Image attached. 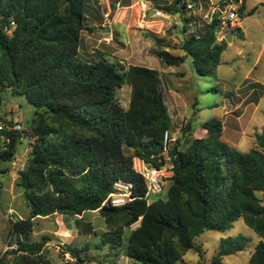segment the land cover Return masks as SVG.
Returning a JSON list of instances; mask_svg holds the SVG:
<instances>
[{"label":"trees","instance_id":"16d2710c","mask_svg":"<svg viewBox=\"0 0 264 264\" xmlns=\"http://www.w3.org/2000/svg\"><path fill=\"white\" fill-rule=\"evenodd\" d=\"M189 1L194 2L176 0L166 13L192 9ZM245 1L241 17L257 10L246 12ZM89 5L90 0H0V105L2 95L11 92L35 108L33 125L24 131L33 141L19 183L30 215L12 222L13 249L0 256V264H54L46 246L61 242L54 234L31 240L34 219L71 216L77 230L91 233L85 214L95 211L111 223L122 220L103 235L98 249L107 246L114 256L123 251L135 264L182 261L191 250L201 252L197 237L206 231L224 233L239 219L261 239L249 264H264V201L258 195L264 194V135L256 136V148L243 153L223 140L221 120L203 123L206 136L186 150L179 149V139L175 142L173 177L162 193L148 196L134 159L157 168L165 164L163 139L172 117L161 73L134 65L126 70L106 56L81 61L82 33L93 31L87 26ZM218 34L214 17L204 33L184 40L185 56L171 53L160 40L156 56L170 67H180L190 56L196 73L211 77L227 45ZM126 84L132 88L127 109L117 100ZM21 139L19 131L0 130V162L15 159ZM120 182L130 186L132 200L102 207ZM249 242L242 235L223 239L217 261L243 251ZM65 248L79 264L85 262L87 247Z\"/></svg>","mask_w":264,"mask_h":264},{"label":"rangeland","instance_id":"374dc122","mask_svg":"<svg viewBox=\"0 0 264 264\" xmlns=\"http://www.w3.org/2000/svg\"><path fill=\"white\" fill-rule=\"evenodd\" d=\"M120 1L122 5H126L127 0ZM175 1L158 0L153 4L163 14L169 15L165 7L174 5ZM90 2L98 5V0ZM130 3L134 5L132 9L125 13L120 11L122 15L118 20L112 44L105 43L100 30L96 35H90L91 31L84 32L85 39L90 37L95 53L90 54L93 57L90 60L86 59L84 53L79 59L92 63L106 56L110 61L121 64L126 70L134 65L159 71L172 117L170 131L173 133V139L180 140V150H186L194 139L206 136L201 125L212 119L223 122L225 139L237 144L236 149L239 151L247 153L256 148V136L264 135V0H248L247 4L251 10L256 7L259 10L255 15L251 17L246 15L240 20L245 40L241 38L244 37L241 31L231 29L234 31L235 40L231 43L226 42L228 48L221 57V64L211 77L199 76L190 56L180 67H170L156 56V51L159 50L156 43L159 40L165 47H169L173 54L183 56L181 47L184 40L190 36V32L203 33L209 25V19L205 16L210 13L212 16L211 2H202L203 10L200 12L188 9L182 14H170L169 17H150L148 20L154 24L144 26L140 21L137 0H130ZM217 3L219 0H214L215 6ZM190 23H194L193 26H189ZM184 27L188 29L187 34ZM256 82L259 84L253 87ZM131 93L132 88L129 84L117 91V100L126 109L130 105ZM2 99L0 127L7 129L13 127L16 122L21 124L22 130L19 132L22 139L16 147L15 159L12 162H0V172L6 171L4 174L0 173V256L13 249L10 247L12 222L17 218L26 219L30 215L24 190L19 183L33 141L24 131L35 113V108L23 96L5 92ZM229 112L232 114L228 116ZM174 145L175 142H172L171 148ZM258 195L264 201V194ZM34 221L31 240L36 241L43 235L54 234L61 242L60 244L52 242L46 246L54 264H79L77 260L72 263L66 259L64 251L66 252L67 244L87 247L82 256L85 262L81 264H135L123 251L119 256H114L107 246L103 250L98 249L103 235L122 225L120 218L114 219L111 223V220L108 221L99 211L86 213L85 221L91 224V233L77 230L75 218L71 216L56 214L48 218H36ZM138 225L139 223L135 224L132 229ZM240 235L250 239L245 249L217 261L222 240ZM128 236V233L124 235V247L128 244ZM260 240L256 232L243 219H239L224 233L204 232L195 240L201 252L191 250L182 261L175 264H249Z\"/></svg>","mask_w":264,"mask_h":264},{"label":"built area","instance_id":"2783aa9c","mask_svg":"<svg viewBox=\"0 0 264 264\" xmlns=\"http://www.w3.org/2000/svg\"><path fill=\"white\" fill-rule=\"evenodd\" d=\"M99 5H106V12L103 13V28L106 30L104 41L107 45H110L115 40V23L113 17V11H119L123 7L120 2L115 0H98ZM146 1H142L140 6L144 13L151 9L147 5ZM192 8V6H189ZM219 14L218 17L216 15ZM156 17H166L161 11H155ZM211 13L206 16V19H209V22L212 23L214 17L219 19V35L220 41L225 40L226 32L229 29L237 28L238 23L240 22V16L238 10L234 6L226 8L225 12H220L218 7H216ZM3 127H0L2 130ZM10 131H21V124L17 123L13 127L8 128ZM173 133L168 130L164 134V141L162 147V155L164 157L165 164L160 168L150 166L144 160L135 158L134 167L138 173H140L146 180L148 186V196L152 194L162 193L164 190V185L173 177V159L170 155L171 146L170 144L176 142V139H173ZM132 200L130 186L124 183L116 184V191L111 193L107 199L102 204V207L112 206V207H122ZM66 259L72 263L76 262V258L73 257L70 253H64Z\"/></svg>","mask_w":264,"mask_h":264},{"label":"crops","instance_id":"0c3cea01","mask_svg":"<svg viewBox=\"0 0 264 264\" xmlns=\"http://www.w3.org/2000/svg\"><path fill=\"white\" fill-rule=\"evenodd\" d=\"M115 1H117V2H120L121 3V1L120 0H115ZM142 1H146V3H148L147 5L149 6V7H151V9L150 10H148L146 13H144L143 12V10L141 9V6H140V4H141V2ZM194 2H191V1H189L188 2V7L189 6H192V9L193 10H195V11H198V12H200V11H202L203 10V6H202V2H206V1H209V2H211L212 3V6H211V9H212V11L216 8V7H219V3H221L223 0H219V3H217L216 4V6L214 5V0H193ZM226 1V0H225ZM224 1V2H225ZM158 2V0H137V6H138V11H139V17H140V21H141V24H142V26H144V25H149V24H154L153 22H150L149 20H148V18H150V17H156L155 16V11L156 10H158V11H161V10H159V9H157L156 7H155V5L153 4V3H157ZM243 2H244V0H239V4L238 5H233L237 10H238V14H239V16H240V12H239V7H241V5L243 4ZM223 3V2H222ZM221 3V4H222ZM248 0H246L245 1V6H246V12H248V11H250L251 9L248 7ZM99 5V4H98ZM98 5L96 4V3H91L90 2V5H89V8H88V10H87V13H86V17H87V26L89 27V28H92L93 29V31H91L92 32V34H90V35H96V34H98V32H99V30H100V33H103V36L105 37V34H106V30L103 28V13L104 12H106V10H107V8H106V5H101L102 7H98ZM121 5H122V3H121ZM264 5V4H263ZM133 4H131L130 3V0H127V2H126V5H122V9L121 10H119V11H113V17H114V23H115V26H114V28H115V33H116V30H117V23H118V20H119V18L121 17V13H120V11H122V13H125L127 10H129V9H132L133 8ZM125 10V11H124ZM259 10V8L257 7V10H256V12L254 13V14H252V15H250L249 17H251V16H253V15H255L256 13H257V11ZM120 13V14H119ZM163 13V12H162ZM166 17H169V15H166V14H164ZM207 15H209V14H207ZM206 15V16H207ZM206 16H205V18H206ZM157 18H160V17H157ZM241 19H243V17H241L240 16V20ZM195 23V22H194ZM194 23H190V25L189 26H193V24ZM208 23L209 24H211L209 21H208ZM237 28H240L241 29V32H242V34H243V36H244V39L243 40H245V33H244V31H243V25H242V22H239L238 23V26H237ZM237 28H232L233 30H236ZM184 29H185V31H186V34H187V32H188V29H186L185 27H184ZM104 30V31H103ZM84 32H88V31H84ZM84 32L82 33V36H81V47H80V56H83V53H84V55L86 56V59H92L93 57H91V55L90 54H94L95 53V51H93V47H92V42L90 41V37H87V39H85V35H84ZM204 33V32H203ZM191 34H194V35H201L202 33H195L194 31L192 32H190V35ZM229 34H231V35H233L232 36V42H234V40H235V34L233 33V31H231V29H229L228 30V32H226V35H225V37L226 36H228ZM190 37V36H189ZM218 39L220 40V35L218 34ZM228 43V42H227ZM228 47H226V49H227ZM167 50H171L169 47H168V49ZM171 52V51H170ZM174 52H177V51H174ZM181 52H183V51H181ZM172 53V52H171ZM184 53V52H183ZM183 56H185V53H184V55ZM109 59V58H108ZM256 84H259L258 82H256ZM230 114H232V112H229V113H227V115L229 116ZM223 140L224 141H226L229 145H231L232 147H235L236 148V146H237V144H235V143H231V142H228L226 139H225V137H224V135H223ZM72 237V236H71ZM65 240V239H64Z\"/></svg>","mask_w":264,"mask_h":264},{"label":"water","instance_id":"95a60500","mask_svg":"<svg viewBox=\"0 0 264 264\" xmlns=\"http://www.w3.org/2000/svg\"><path fill=\"white\" fill-rule=\"evenodd\" d=\"M239 4V0H227L225 2H223L222 4L219 5L218 9L220 12H225L226 8L230 7V6H233V5H238ZM219 14L216 15V17H218ZM232 36L231 34H229L228 36L225 37V41L228 42V43H231L232 42ZM33 122H34V117H32L26 128H30L32 125H33Z\"/></svg>","mask_w":264,"mask_h":264}]
</instances>
